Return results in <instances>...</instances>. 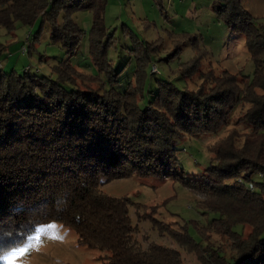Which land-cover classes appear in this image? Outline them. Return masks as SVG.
<instances>
[{"label":"trees","instance_id":"trees-1","mask_svg":"<svg viewBox=\"0 0 264 264\" xmlns=\"http://www.w3.org/2000/svg\"><path fill=\"white\" fill-rule=\"evenodd\" d=\"M100 1L0 0V26L12 31L17 21L38 20L33 37L47 24L50 39L71 55L82 34L71 14ZM213 8L231 32L245 37L254 71L251 77L243 74V82L227 71H202L209 52L193 43L194 56L178 74L200 75L196 88L155 78V87L146 90L144 65L153 47L136 58L133 77L139 85L131 79L120 91L114 87L119 71L104 57L106 45L93 37L90 51L98 74L69 59L51 67L49 75L0 69V262L40 224L59 221L102 252L104 264H185L175 248L136 240L138 224L129 216L134 205L138 221L149 219L179 246L198 249L207 264H225L218 250L195 242L183 223L177 230L153 215L155 206L134 204L102 188L112 179L136 175L178 180L202 196L199 204L222 216L207 230L226 237L238 264H264V26L255 24L241 0H214ZM6 48L0 42V55ZM238 103L247 104L242 114L247 128L242 134L231 129L207 145L213 162L196 176L185 175L176 139L218 131L229 124ZM255 174L262 181H255ZM235 223L249 225L248 234L233 231Z\"/></svg>","mask_w":264,"mask_h":264},{"label":"rangeland","instance_id":"rangeland-1","mask_svg":"<svg viewBox=\"0 0 264 264\" xmlns=\"http://www.w3.org/2000/svg\"><path fill=\"white\" fill-rule=\"evenodd\" d=\"M241 1L252 14L255 24L264 26V0ZM213 2L101 0L100 6L78 9L71 14L82 30L77 49L71 55L60 42L50 39L47 24L41 28L36 39L33 37L40 25L38 20L30 25L17 21L12 31L0 26V42L7 45L5 52L0 55V69L22 73L29 68L38 75H49L51 67L62 59H69L80 70L98 74L90 51L93 37L106 45L104 57L107 63L119 71L114 87L120 91L131 79L133 86L139 85L133 77L136 58L144 49L150 51L153 47L155 50L149 53L144 65V70L149 74L146 90L155 87V78L172 81L181 88H196L201 82L200 75L184 79L178 74L179 69L194 56L193 43L197 48L209 52V57L201 63L202 71H213L216 75L227 71L238 75L240 82H243L246 79L244 75L251 77L254 71L245 37L229 30L214 11ZM153 67L157 71H152ZM151 71L155 74H151ZM101 76L103 79L104 74L101 73ZM92 87H97V84H92ZM246 107L247 104L238 103L230 112L229 124L216 132L183 135L176 139L179 166L185 175L196 176L213 162L207 145L225 136L231 129H237L242 134L247 128V124L242 121ZM238 141L241 144L243 137ZM253 179L262 181L258 174ZM102 188L109 195L127 196L134 204L155 206L154 216L177 230H181L183 223L195 242L209 246L210 250H218L225 264H238L234 251L226 246V237L207 230L214 218L222 217L221 213L201 206L198 199L202 196L189 191L178 180L162 181L153 176L131 175L112 179ZM129 216L133 224H138L135 234L138 242L143 245L154 242L175 248L179 250L185 264H207L198 249L192 250L188 246L187 250L179 246L168 234H160L149 219L138 221L134 205L129 209ZM232 230L247 235L250 227L235 223ZM14 251L16 255H13ZM104 259V254L98 249L80 242L70 226L49 221L40 224L21 244L7 251L0 264H104Z\"/></svg>","mask_w":264,"mask_h":264},{"label":"built area","instance_id":"built-area-1","mask_svg":"<svg viewBox=\"0 0 264 264\" xmlns=\"http://www.w3.org/2000/svg\"><path fill=\"white\" fill-rule=\"evenodd\" d=\"M152 71H157V70L156 69L154 70V67H153Z\"/></svg>","mask_w":264,"mask_h":264},{"label":"snow or ice","instance_id":"snow-or-ice-1","mask_svg":"<svg viewBox=\"0 0 264 264\" xmlns=\"http://www.w3.org/2000/svg\"><path fill=\"white\" fill-rule=\"evenodd\" d=\"M13 255H16V252L15 251L13 252Z\"/></svg>","mask_w":264,"mask_h":264}]
</instances>
